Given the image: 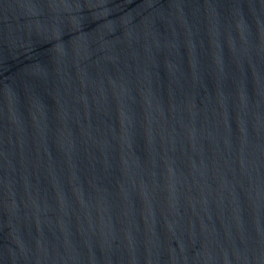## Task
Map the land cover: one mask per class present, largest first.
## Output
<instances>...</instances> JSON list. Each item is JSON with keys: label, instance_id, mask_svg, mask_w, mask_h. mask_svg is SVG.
I'll list each match as a JSON object with an SVG mask.
<instances>
[{"label": "water", "instance_id": "1", "mask_svg": "<svg viewBox=\"0 0 264 264\" xmlns=\"http://www.w3.org/2000/svg\"><path fill=\"white\" fill-rule=\"evenodd\" d=\"M0 264H264V0H0Z\"/></svg>", "mask_w": 264, "mask_h": 264}]
</instances>
